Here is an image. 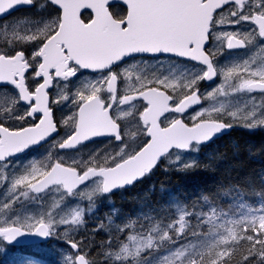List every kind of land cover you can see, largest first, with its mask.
Returning a JSON list of instances; mask_svg holds the SVG:
<instances>
[{"label":"snow or ice","instance_id":"6c2138e0","mask_svg":"<svg viewBox=\"0 0 264 264\" xmlns=\"http://www.w3.org/2000/svg\"><path fill=\"white\" fill-rule=\"evenodd\" d=\"M22 5L32 14L0 24V244L55 237L68 246L63 264H97L78 238L86 224L81 200L90 213L97 198L164 162L193 167L184 154L235 125L264 128V61L249 55L264 51V0H123V14L111 12L109 0H0V17ZM217 78L201 92L202 82ZM97 142L109 147L63 158ZM45 145V159L21 163ZM252 191L258 204L232 188L225 206L203 195L205 207L177 204L166 224L145 214L140 230L136 221L117 226L110 237L123 239L103 245L105 262L264 264V176Z\"/></svg>","mask_w":264,"mask_h":264},{"label":"trees","instance_id":"16d2710c","mask_svg":"<svg viewBox=\"0 0 264 264\" xmlns=\"http://www.w3.org/2000/svg\"><path fill=\"white\" fill-rule=\"evenodd\" d=\"M262 176H264V134L233 133L226 139L205 148L194 168L172 169V171L167 167L156 169L154 174L143 183L149 182V185L142 190L137 191L136 194L116 197L115 217L112 214L109 216L118 226L136 221V229L140 230L141 225L149 224L145 214L152 217V223L171 222L176 202L189 210L193 205L197 208L205 207L202 196L208 195L210 199L219 196L215 203L225 206L231 197H224L223 193L232 188L245 192L246 203L258 204L259 197L252 189L259 191ZM160 188L162 191H159ZM166 191L171 192L166 194ZM97 217L100 219L102 216L99 213ZM115 231L116 228L107 227L99 232L87 231L86 228L81 230L80 240L88 244L86 251L92 249L89 252L92 258L96 261L100 259L97 264H106L102 261L106 250L103 244L106 245L109 238L113 239L114 246L119 243L114 236L110 237ZM97 243H100V246ZM240 257L241 253L238 251L235 258L238 260Z\"/></svg>","mask_w":264,"mask_h":264},{"label":"flooded vegetation","instance_id":"af4514ba","mask_svg":"<svg viewBox=\"0 0 264 264\" xmlns=\"http://www.w3.org/2000/svg\"><path fill=\"white\" fill-rule=\"evenodd\" d=\"M109 10L111 12H113L114 14L119 13V14H123L124 10H125V6L121 5V4H114L111 5ZM87 11V10H86ZM32 12L30 11H22V12H18L15 13L14 15H12L9 19V23L17 20L18 18H22V17H26L31 15ZM85 19H87V15L84 16ZM240 27V26H237ZM244 27H247V25H244ZM234 51H239V52H244L245 50H234ZM227 52H225L224 55H218L217 57V62L221 65H223L226 62V58H227ZM250 57H253L256 60V63L259 64L261 63V61H264V51L260 50L258 47L255 48L253 51H251L249 53ZM86 79H91V76L88 75L85 77ZM219 83V78H217L216 81L214 82H202L201 83V92H207L209 90H211V87H215L216 85H218ZM79 84H77L78 86ZM10 87V86H8ZM196 108H198L199 106H195ZM68 111V109H65V113ZM192 109L189 110V112H191ZM64 115V113H61L59 111L56 112V119L59 120L61 119V117ZM183 119L191 124V118L188 115V113H185L183 116ZM62 134H63V130H61ZM233 133H242V134H248V133H262L264 134V128H254V129H248L243 127L242 125H235L233 127V130L231 131V134ZM228 135V136H229ZM227 138V136H226ZM225 137L221 138L226 139ZM103 139H97L98 141H102ZM220 139V140H221ZM49 145H45L44 148H41L39 153H35L31 156H28L26 159H23L21 161V163L23 164H27V163H31L33 161H37V160H43L46 158L47 155V151L49 149ZM107 147H109L108 145H105L103 143L97 142V143H89L88 147L83 151V152H76L75 150H66V155L63 157L65 160H67L68 162H71V159L73 156H75L76 158H78V155L80 158L82 157H86L89 153L93 152V151H103L104 149H106ZM31 151V150H29ZM21 157H25L24 153L19 154ZM52 155L55 157L56 156V150H53ZM12 159H15V157H13ZM167 162L163 163L166 164ZM16 167H20V163H18L16 165ZM138 191V189L132 191L131 193L136 194ZM123 194H126L125 192H118L115 194V196H121ZM128 194V193H127ZM6 197V192L5 189L0 187V204H2L5 200ZM108 199L106 200V203H108ZM52 203L51 198H48L46 200V203L44 205L45 208H47L48 206H50V204ZM75 203H73L74 205ZM72 205V206H73ZM106 205L104 204V211H106L107 209L105 208ZM38 208V206H33V205H29L28 207V211H36ZM19 211L24 212L25 209H19ZM102 222L104 226H108V217H107V213L105 214V216H102ZM5 217L3 216L2 213H0V220H4ZM78 238H81V235L78 234ZM52 241H50L48 244H39V246H36L35 244L32 245V248H30V246L28 244H21V245H10L7 244L6 241H4L2 244H0V249H2V251H0V263L3 262V260L7 259L8 256H13V257H19L21 260L23 259H30V258H35L37 256H43L45 254V251L50 252V251H55L57 253L60 252V249H56L53 248L52 250L47 249L46 250V246H67L64 242V240L62 239H58V238H53L51 239ZM103 259H104V255H103ZM104 263L105 259L103 260Z\"/></svg>","mask_w":264,"mask_h":264},{"label":"rangeland","instance_id":"374dc122","mask_svg":"<svg viewBox=\"0 0 264 264\" xmlns=\"http://www.w3.org/2000/svg\"><path fill=\"white\" fill-rule=\"evenodd\" d=\"M78 86H79V85H78ZM78 86H77V87H78ZM93 152H94V151H93ZM79 158H80V157H79V155H78V159H79ZM84 201H87V199H83V200H81V201L79 202V206H80V207H81V205L83 204ZM87 202H88V201H87ZM76 206H77V205L75 204V205H73L72 207H76ZM88 214H89V212H87V215H88ZM65 254H66V253H64V255H65ZM61 258L64 259V256L62 255Z\"/></svg>","mask_w":264,"mask_h":264},{"label":"bare ground","instance_id":"6f19581e","mask_svg":"<svg viewBox=\"0 0 264 264\" xmlns=\"http://www.w3.org/2000/svg\"><path fill=\"white\" fill-rule=\"evenodd\" d=\"M219 172V171H218ZM220 174V173H219ZM227 175V174H226ZM216 176H217V174H216ZM218 177V176H217ZM91 235H94V236H96L95 234H91ZM99 235V234H98ZM102 237V236H101ZM106 237V236H105ZM102 239V238H101ZM99 240V239H98ZM94 241V240H93ZM99 242V241H98ZM102 243H104V242H102ZM93 244H95V242L93 243ZM97 244H99V246H100V243H97ZM103 245H105V244H103ZM102 246V245H101ZM93 247V246H92ZM103 248V247H102ZM105 249V248H104ZM100 250V249H99ZM98 250V251H99ZM99 255H100V253H98ZM101 256V255H100ZM99 257V256H98ZM104 260V259H103ZM102 260V261H103ZM99 261H100V259H99ZM99 261H97V262H99ZM101 264V263H100Z\"/></svg>","mask_w":264,"mask_h":264}]
</instances>
